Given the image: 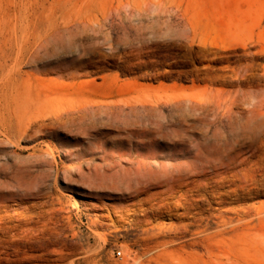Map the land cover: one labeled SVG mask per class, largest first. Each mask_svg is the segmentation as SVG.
<instances>
[{"label":"rangeland","instance_id":"374dc122","mask_svg":"<svg viewBox=\"0 0 264 264\" xmlns=\"http://www.w3.org/2000/svg\"><path fill=\"white\" fill-rule=\"evenodd\" d=\"M28 88L139 107L0 133V264H264V0H0V108Z\"/></svg>","mask_w":264,"mask_h":264},{"label":"bare ground","instance_id":"6f19581e","mask_svg":"<svg viewBox=\"0 0 264 264\" xmlns=\"http://www.w3.org/2000/svg\"><path fill=\"white\" fill-rule=\"evenodd\" d=\"M6 94H8V92ZM6 100L8 105H10V102H14L16 107L12 109L10 105L3 108V105L2 108H0V133H2L7 141L15 142L17 144L37 138H43L45 136H54L59 128H62L67 124L68 120L80 119L83 115L90 112L96 113L109 110L124 111L125 109H135L139 107V102H136L137 100L126 101L125 99L120 98L112 99V96H97L81 99L69 106L60 108L50 104L57 100L55 94L31 88H28V90L23 91L22 93L11 95L10 98L7 97ZM98 132L99 131H97V135L99 134ZM88 133L94 135L91 132ZM40 144H36L34 147H37ZM56 150L49 149L48 153L53 156L52 162L59 174L61 168L60 162L56 159V152H58ZM136 162L139 164V167L147 163L146 160L141 158H138ZM68 169L65 170L66 173L70 172ZM189 178L190 173H167L155 178L150 177L146 181H143L136 190L146 193L152 186L163 185L165 187L164 190L151 194L145 200L160 198L161 205L168 206V200L171 197H175V194L180 191L179 188L185 186L186 183H191ZM187 192L188 191L182 193L178 200H180L181 197H186ZM131 196L137 195L131 194ZM150 209L154 215L160 214L159 212H154L153 207ZM134 219L137 220V218ZM221 264L227 263L222 262Z\"/></svg>","mask_w":264,"mask_h":264},{"label":"built area","instance_id":"2783aa9c","mask_svg":"<svg viewBox=\"0 0 264 264\" xmlns=\"http://www.w3.org/2000/svg\"><path fill=\"white\" fill-rule=\"evenodd\" d=\"M121 253H122L121 251H118V255H121Z\"/></svg>","mask_w":264,"mask_h":264}]
</instances>
